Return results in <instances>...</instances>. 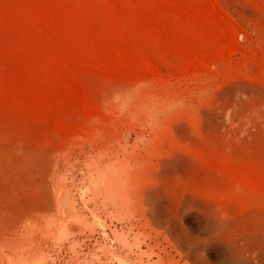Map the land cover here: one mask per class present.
<instances>
[{"label": "rangeland", "instance_id": "rangeland-1", "mask_svg": "<svg viewBox=\"0 0 264 264\" xmlns=\"http://www.w3.org/2000/svg\"><path fill=\"white\" fill-rule=\"evenodd\" d=\"M156 261L264 264V0H0V264Z\"/></svg>", "mask_w": 264, "mask_h": 264}, {"label": "bare ground", "instance_id": "bare-ground-1", "mask_svg": "<svg viewBox=\"0 0 264 264\" xmlns=\"http://www.w3.org/2000/svg\"><path fill=\"white\" fill-rule=\"evenodd\" d=\"M63 208H64V207H63ZM44 214H45V213H44ZM64 214H65V213H64ZM50 215L52 216V214H50ZM48 216H49V215H48ZM48 216H47V217H48ZM51 216H50V217H51ZM44 217H45V216H44ZM44 217H43V218H44ZM47 217H46V218H47ZM52 217L55 219L54 216H52ZM52 217H51V218H52ZM49 219H50V218H49ZM49 219H48V220H49ZM63 219H64V218H63ZM48 220L46 219V221H48ZM52 221H54V220H53V219L50 220V222H52ZM68 221H69V220H68ZM68 221H67V222H68ZM72 222H73V221H72ZM47 223H48V222H47ZM54 223H55V222H54ZM68 223H69V222H68ZM68 223H67V225H68ZM26 225H27V223H26ZM33 225L35 226V224H33ZM47 225H48V224H47ZM29 226L31 227V225H28V227H29ZM48 226H49V225H48ZM70 226H71V224H70ZM39 228H40V227H39ZM28 229H29V228H28ZM25 231H26V230H25ZM25 231H24V234H25ZM30 231L33 232L32 228H31ZM30 231H29V232H30ZM60 231H61V230H60ZM34 232H35V231H34ZM71 233H72V231H71ZM71 233H70V234H71ZM24 234H23V235H24ZM26 234H27V233H26ZM28 235H29V234H28ZM148 246H149V248H150L151 250H150L149 248H148V249H149L150 251H152L154 246H152V245H150V244H149ZM152 254H153V253H152ZM156 263H157V261L154 262L153 264H156Z\"/></svg>", "mask_w": 264, "mask_h": 264}]
</instances>
